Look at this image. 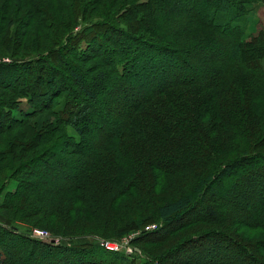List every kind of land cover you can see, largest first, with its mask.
<instances>
[{
    "label": "trees",
    "instance_id": "16d2710c",
    "mask_svg": "<svg viewBox=\"0 0 264 264\" xmlns=\"http://www.w3.org/2000/svg\"><path fill=\"white\" fill-rule=\"evenodd\" d=\"M191 1L41 0L64 9L52 16L35 0H0V212L16 231L0 230V264H264V22L246 36L264 0H198L196 12ZM50 165L69 181L39 184L32 167ZM164 179L183 184L154 202ZM132 195L149 214L98 234L139 232L132 255L73 244L74 233L61 235L66 246L40 242L16 225L57 214L60 196L96 215L94 203ZM11 238L26 251L16 262Z\"/></svg>",
    "mask_w": 264,
    "mask_h": 264
},
{
    "label": "rangeland",
    "instance_id": "374dc122",
    "mask_svg": "<svg viewBox=\"0 0 264 264\" xmlns=\"http://www.w3.org/2000/svg\"><path fill=\"white\" fill-rule=\"evenodd\" d=\"M35 1H37L38 5L45 4L46 7L48 5L49 7H47L46 10L47 11L49 10L48 12L52 16H59V14H62L63 16H65L64 9L61 6L57 5L56 2L52 5H50L49 3L41 2V0H35ZM48 1L54 2V0H52V1L48 0ZM192 1H193V3H191L192 4L191 6H193V12H196L197 11L196 9L198 7L205 5L204 1H203V3H201V1H198V0H192ZM261 5L264 6V4H261ZM22 18H23V15H21V17L19 16V19L22 20ZM253 20L255 21V17L253 18V15L251 14L248 18V26H247L246 30L250 29L253 26V24H254ZM32 24L33 25L32 26L30 25L31 27L28 28L27 35L24 34L25 43H29L30 32L32 35H35L37 33L38 26L36 25L35 22L34 23L32 22ZM263 25H264V23H263ZM19 26L20 25H18V27H17V31L21 29ZM77 29H78V26L74 27L73 32L76 31ZM56 31L59 33H62L65 31V29L57 27L56 30H52V32H56ZM45 45H47V43ZM199 53H203L207 57H209L210 55H215L216 51L206 50L205 52H199ZM6 54L7 53L6 52L4 53V51L0 47V62L1 61L2 62H9L8 59L4 58V57H7ZM197 54L198 53H196L195 55H197ZM193 68L195 70H197V73H200L201 68H199L196 65H194ZM14 78L15 77L12 76V74L10 75V73H6V75H2L1 81L12 82L14 80ZM20 82L25 83V79H20ZM84 82H86V84L89 85L91 81L89 79H85ZM0 89L4 90V88H1V87H0ZM98 107H96V108H98L99 112L107 113L104 110V108L101 107V105H99ZM96 108L93 107V112H95ZM0 122L3 124L1 118H0ZM103 131H104V133L106 131H109V127L103 126ZM98 137H100V132L91 135L89 137V139L93 140V139H96ZM89 142H91V141H89ZM91 143H93V142H91ZM14 149H16V148H14ZM77 165H78V163H72L70 167L71 168L76 167ZM48 167H46V166L44 168L37 167V166L32 167L33 170L35 169L37 172V182L39 184L45 185L46 183L52 181L53 184L50 185V187H51L53 185L57 186V184H60L63 181H67V180L69 181L70 176L67 175V171L64 172L63 171L64 169L56 168L53 165H50ZM182 184L183 183H180L177 180L172 179L171 181H168V180L164 179L162 182H160V184H157L155 187L157 189L156 190V196L157 197L154 198V202L159 203L165 199H168L170 197V195L173 196L174 195L173 192L176 193L178 191L176 189L179 187V185H182ZM231 185L232 184H230V183L225 184L226 190H224V193L227 190L231 189ZM257 186L259 187V185H257ZM251 197L246 196V198H245V196H244V198L247 199V201H249L250 203H254L256 198L253 196H251ZM62 198H63V200H62ZM69 198L70 197H68V196L57 197L58 200H57V204L55 206H57V212L59 214L58 213L57 214L51 213V214L47 215V213H45V214L35 215V216L31 217L29 220H27V221H29V223H33L36 225V227H31V228H29V225H27L25 223L22 224V223L18 222V223H16V225L18 226V231L22 232L23 234H26V236H28V238H31L33 240H37V241L44 242V243H51V244L54 243L55 245H63V246H66V244H68L67 243L68 241L66 238L63 239V237H61V235L65 236V235H69L71 233L72 234L74 233L73 235H75V238H73V241H72L73 244H76V245H82V244L99 245L102 241H113V242H115L116 240H118V239H116V240H105L104 237L98 236V234H101L102 231L105 232V229L106 230L116 229L118 224H114V223H121L122 221H125L126 218H128L131 214L134 216H136V214L138 216L148 215L149 214V208H150L149 202L147 200H145V198L138 196V195L137 196L132 195V196L124 197L123 199H120L112 207V209L108 208V206H106L105 204H101L99 206V203H94L98 207L97 208L95 206V208L98 209V211H97L96 215H92L90 212H88L89 210L85 206L84 207L86 209H84L79 204H73L72 205V202L70 201ZM226 199H227V201H229L228 198H226ZM245 199H244V201H245ZM236 201L232 202V203L237 204L241 208V210L243 211L242 203H237ZM33 207H34V205H32L31 203H30V205H28V208H33ZM109 210H110V213H109ZM7 214H9V213L7 212ZM24 214L25 213H23V215ZM110 215H111V218L108 219V217ZM234 215L237 217H240V216H243L244 214H242L238 210L237 212L234 213ZM189 216H194V215L190 214ZM189 216H187V215L183 216L181 218V221H183L184 218L189 217ZM156 225L157 224L155 222H150V224L147 227H149L148 229H150V228H153L152 226L157 227ZM10 227H12L11 221L7 220L4 217L3 212L2 213L0 212V230H2V231L11 230ZM36 230L46 231L48 233L47 238L46 239H39V238L35 237L34 235H35ZM11 231L13 232V234H15V232H16L14 230H11ZM51 232L57 233L60 237L52 234ZM197 232H199L198 229H196L195 233H197ZM77 235H90V236H77ZM138 235H136L133 238V240ZM106 236L107 237L112 236L110 231H108L106 233ZM0 239L5 240V239H7V237L0 236ZM13 239L14 238L9 239L8 244L14 245V246L7 245L5 247V250H6L5 253L9 254L11 259L16 262V261H19L21 256L25 255L26 251L21 250V248H18L19 245H17V247H15V241ZM0 244H2L3 247L5 246L4 241H0ZM131 247L133 248V250H135V251L137 250V248H135V246L132 245ZM143 248L145 249V251L147 253H149L151 255H155L160 250H161V252L164 250H167L168 248H170V246L168 248H166L165 245L146 246V247L143 246ZM148 257H149V255H147V254L139 255L138 256L139 262L149 260ZM37 258H39V256H37ZM173 258H176L175 261L178 260V256L176 254L174 255ZM171 260H173V259H171ZM198 261H199V259H198ZM199 262L204 263V261H202V260ZM206 262H207V260H206Z\"/></svg>",
    "mask_w": 264,
    "mask_h": 264
},
{
    "label": "built area",
    "instance_id": "2783aa9c",
    "mask_svg": "<svg viewBox=\"0 0 264 264\" xmlns=\"http://www.w3.org/2000/svg\"><path fill=\"white\" fill-rule=\"evenodd\" d=\"M153 228L148 229L147 227L145 230L146 231H151L154 230L156 227L152 226ZM47 232L46 231H41V230H36L35 231V237L39 239H46L47 238ZM139 232H134L128 235H125L121 237L120 239L116 240L115 242L113 241H102L99 246L103 248L104 250L108 252H113V253H124L126 255H132L134 250L131 247L132 246V240L133 238L138 235Z\"/></svg>",
    "mask_w": 264,
    "mask_h": 264
},
{
    "label": "crops",
    "instance_id": "0c3cea01",
    "mask_svg": "<svg viewBox=\"0 0 264 264\" xmlns=\"http://www.w3.org/2000/svg\"><path fill=\"white\" fill-rule=\"evenodd\" d=\"M253 18L255 17V21L253 20V26L246 30V36L250 35L251 33L255 32L256 26L259 22L263 21L264 22V6L263 7H259L256 12H254L253 14ZM263 66H264V62H263Z\"/></svg>",
    "mask_w": 264,
    "mask_h": 264
},
{
    "label": "water",
    "instance_id": "95a60500",
    "mask_svg": "<svg viewBox=\"0 0 264 264\" xmlns=\"http://www.w3.org/2000/svg\"><path fill=\"white\" fill-rule=\"evenodd\" d=\"M136 252H138V251L136 250Z\"/></svg>",
    "mask_w": 264,
    "mask_h": 264
}]
</instances>
